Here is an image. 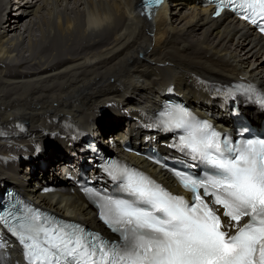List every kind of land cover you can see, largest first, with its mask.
Wrapping results in <instances>:
<instances>
[{"label": "bare ground", "instance_id": "6f19581e", "mask_svg": "<svg viewBox=\"0 0 264 264\" xmlns=\"http://www.w3.org/2000/svg\"><path fill=\"white\" fill-rule=\"evenodd\" d=\"M140 1L0 0V185L14 186L38 206L92 228L94 212L83 198L76 192H45L42 178L22 165L25 153L42 151L40 156L51 159L62 146L79 157V143L67 145L75 141L77 125L96 141L112 137L116 152L127 139L140 142L136 121L123 119L124 128H117L120 122L111 114L129 109L138 117L139 110L156 108L160 90L168 85L213 118L214 101L197 78L242 79L264 91V37L228 13L212 19L194 0L164 4L151 20L142 16ZM108 102L114 103L113 112L105 108ZM249 115L263 118L255 110ZM221 124L227 126V118ZM45 129L56 133L54 142L32 150L27 142L42 139L49 133ZM102 151L107 155L105 146ZM56 153L63 157L59 166L77 162L74 157L64 162L65 153ZM126 156L169 182L140 157ZM51 164L39 172L58 183V169Z\"/></svg>", "mask_w": 264, "mask_h": 264}, {"label": "snow or ice", "instance_id": "6c2138e0", "mask_svg": "<svg viewBox=\"0 0 264 264\" xmlns=\"http://www.w3.org/2000/svg\"><path fill=\"white\" fill-rule=\"evenodd\" d=\"M162 2L155 0L157 5ZM220 4L233 7L235 0H220ZM238 7L242 19L264 32V0H241ZM189 115L179 108L169 109L161 114L160 123L165 128H183ZM181 143L198 154L206 168L211 166L203 178L175 173L178 185L192 194L190 199L120 169L129 198H101V207L106 210L105 223L122 243L111 250L95 242L85 247L79 235L41 227L40 215L33 214L28 234H20L26 257L41 264H59L61 257L70 258L66 264H264V140L230 148L227 141L222 147L215 132L200 139L190 132ZM212 149L216 155L208 151ZM41 233L43 247L37 242ZM97 254L99 260L94 259Z\"/></svg>", "mask_w": 264, "mask_h": 264}, {"label": "rangeland", "instance_id": "374dc122", "mask_svg": "<svg viewBox=\"0 0 264 264\" xmlns=\"http://www.w3.org/2000/svg\"><path fill=\"white\" fill-rule=\"evenodd\" d=\"M178 1H181V2H184V0H178ZM186 6V8H188L189 6L188 5H185ZM13 12V11H12ZM180 12H182V11H180ZM10 14H11V12H10ZM45 47H46V45H45ZM47 48V47H46ZM151 47H148V49H150ZM148 53H149V51H148ZM31 65V63H28V62H26L25 63V66H30ZM33 66H34V68H35V65H31V67H29L31 70H33ZM49 68L50 67H48L47 68V70H49ZM15 75V72H12V74L11 75ZM42 131H49V133H46V134H44V135H42V139H37V141L39 140V143H48V142H54V140H55V138L57 137V135H56V133L54 132V131H51V129H45V130H42ZM103 134H105V131H103ZM43 136H44V138H43ZM52 140V141H51ZM32 142V141H31ZM30 142V143H31ZM27 143H29V141L27 142ZM26 149L25 148H23V149H19V152H18V154H17V157H19V155L22 153V151H25ZM112 152L111 151H109V150H107V156H112ZM56 163H54L53 164V166L56 168V165H55ZM36 172V171H35ZM35 172L33 173V174H35ZM32 174V175H33ZM55 177L57 178V174L55 175ZM60 185H66V184H64V183H60ZM5 186H8V185H5ZM0 189L2 190L3 188H4V185H0Z\"/></svg>", "mask_w": 264, "mask_h": 264}, {"label": "clouds", "instance_id": "9594fccd", "mask_svg": "<svg viewBox=\"0 0 264 264\" xmlns=\"http://www.w3.org/2000/svg\"><path fill=\"white\" fill-rule=\"evenodd\" d=\"M163 112H161V114H162Z\"/></svg>", "mask_w": 264, "mask_h": 264}]
</instances>
